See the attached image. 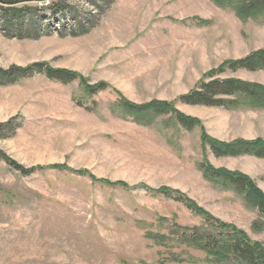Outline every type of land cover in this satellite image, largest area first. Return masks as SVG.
Listing matches in <instances>:
<instances>
[{
	"label": "rangeland",
	"instance_id": "1",
	"mask_svg": "<svg viewBox=\"0 0 264 264\" xmlns=\"http://www.w3.org/2000/svg\"><path fill=\"white\" fill-rule=\"evenodd\" d=\"M15 1L32 27L0 22V264H212L183 241L215 229L187 198L264 245V212L201 168L242 172L264 192V157L216 155L202 141V126L227 143L264 140V108L240 95L230 106L180 99L216 79L264 85V69L227 66L264 49V11L241 17L215 0ZM37 63L79 77L3 72ZM122 98L173 102L202 126L173 113L141 122ZM4 157L43 168L22 173Z\"/></svg>",
	"mask_w": 264,
	"mask_h": 264
},
{
	"label": "trees",
	"instance_id": "2",
	"mask_svg": "<svg viewBox=\"0 0 264 264\" xmlns=\"http://www.w3.org/2000/svg\"><path fill=\"white\" fill-rule=\"evenodd\" d=\"M218 4H229L241 17L259 16L264 11V0H215ZM0 22L6 29H13L19 26L21 29L32 27L30 20L24 22L21 11L16 5H4L0 3ZM85 32V31H83ZM33 66H47L45 68L48 76L67 80L70 78H78L76 72L67 69H57L42 63L21 69L19 67H11L3 70L5 74L12 75L15 71H28ZM227 66L233 69L244 68L248 70L264 69V49L255 51L243 58L228 61ZM198 88L192 89L188 93L182 94L180 99L188 104H201L210 106H224L235 104V99H228L229 96L240 95L247 98L257 107L264 108V85L258 83H250L235 78L216 79L208 82H202ZM90 91H96L104 85L85 84ZM124 105L138 118L141 122H147L150 114H176L178 120L188 128L193 125L200 124L198 118L190 117L180 112L170 101L154 100L145 104H135L122 98ZM202 126V125H201ZM202 141L208 145L216 155H239L251 153L260 157H264V140H243L238 139L234 142L227 143L211 138L205 128L202 126ZM4 159L14 168L22 173H30L40 170L42 166H34L32 168H23L16 161L9 157ZM52 168H68L66 164H53ZM204 176L216 183H221L226 187H233L246 193V197L251 204L258 207L264 212V192L258 185L246 174L242 172L230 171L227 169H217L208 161L201 165ZM78 173H89L85 170H74ZM93 180L108 182L105 179H98L94 175H90ZM115 185L128 187L126 183L114 182ZM171 192L168 188L164 191ZM171 194V193H169ZM180 199L183 197H179ZM187 206L194 209L196 212L203 214L207 219L215 221V229L213 231L194 230L189 235L182 236L183 241L188 245L194 246L205 251L208 254V260L212 264H264V245L260 242L250 239L248 234L235 225L224 222L212 214L198 206L194 201L187 198Z\"/></svg>",
	"mask_w": 264,
	"mask_h": 264
},
{
	"label": "water",
	"instance_id": "3",
	"mask_svg": "<svg viewBox=\"0 0 264 264\" xmlns=\"http://www.w3.org/2000/svg\"><path fill=\"white\" fill-rule=\"evenodd\" d=\"M15 0H0V3H6V4H15Z\"/></svg>",
	"mask_w": 264,
	"mask_h": 264
}]
</instances>
